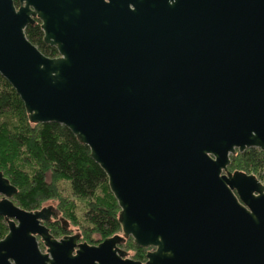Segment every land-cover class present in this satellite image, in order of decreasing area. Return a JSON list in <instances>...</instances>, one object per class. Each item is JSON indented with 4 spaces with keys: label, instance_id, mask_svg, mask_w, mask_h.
<instances>
[{
    "label": "water",
    "instance_id": "obj_1",
    "mask_svg": "<svg viewBox=\"0 0 264 264\" xmlns=\"http://www.w3.org/2000/svg\"><path fill=\"white\" fill-rule=\"evenodd\" d=\"M35 17L57 56L27 39ZM0 74L89 147L122 232L57 239L0 172V264H264V184L228 170L264 151V0H0Z\"/></svg>",
    "mask_w": 264,
    "mask_h": 264
},
{
    "label": "trees",
    "instance_id": "obj_2",
    "mask_svg": "<svg viewBox=\"0 0 264 264\" xmlns=\"http://www.w3.org/2000/svg\"><path fill=\"white\" fill-rule=\"evenodd\" d=\"M14 3L18 6V0ZM24 32L45 56L58 55L54 46L44 43L37 17ZM228 170L251 173L264 184V151L254 147L237 151L230 155ZM0 172L15 186L12 200L21 208L34 211L45 202H55L58 220L46 224L54 237L65 232L62 222L80 224L81 239L90 245L122 235L120 208L89 147L60 123L32 122L18 93L1 74ZM7 232V220L0 215V239ZM119 247L126 253L124 248L133 249L137 261L146 259L148 248L137 246L132 237L124 238Z\"/></svg>",
    "mask_w": 264,
    "mask_h": 264
},
{
    "label": "flooded vegetation",
    "instance_id": "obj_3",
    "mask_svg": "<svg viewBox=\"0 0 264 264\" xmlns=\"http://www.w3.org/2000/svg\"><path fill=\"white\" fill-rule=\"evenodd\" d=\"M49 206H51V207L54 209V206H53V205H49ZM59 219H60V218H59ZM56 220H58L57 213L53 214V215L51 216V219L45 222V225H46L47 223H51V222L56 221ZM62 223H63L62 225H63V228H64L65 232H64L61 236H57V237H55V238L60 239V238H63V237H65V236H69V235H77V236H78L77 243H83V242H84V241L81 240V236H80L79 233H75L74 231L71 230V228L68 227V223H65V222H62ZM46 226H47V225H46ZM48 230H49V228H48ZM38 244H39V247H40L41 251H43V252L46 251V247H45V245L40 241V238H39V237H38ZM126 257H127V256H126Z\"/></svg>",
    "mask_w": 264,
    "mask_h": 264
},
{
    "label": "rangeland",
    "instance_id": "obj_4",
    "mask_svg": "<svg viewBox=\"0 0 264 264\" xmlns=\"http://www.w3.org/2000/svg\"><path fill=\"white\" fill-rule=\"evenodd\" d=\"M49 205L56 206L55 202H51V201H49V202H45V203L43 204L44 207H48ZM80 210H81V209H79V211L77 212V213H78L77 215H79V216L82 214ZM71 224H72V223H71ZM79 225H80V224H77V225H74V224L70 225V224H69L68 227L71 228V230L74 231L75 233H79L78 228L81 227V226H79ZM79 234H80V233H79ZM97 237H98V236H95V238H97ZM81 240L87 243L86 240H84V239H81ZM100 242H101V241H100ZM98 243H99V242H97V243H92V245H96V244H98ZM88 244H89V243H88ZM124 249L127 250V257H129V258L135 260L134 257H133L134 250H133V249H126V248H124ZM149 250H150V248L147 249V252H148ZM145 260H146V259H145ZM143 262H145V261H143Z\"/></svg>",
    "mask_w": 264,
    "mask_h": 264
}]
</instances>
